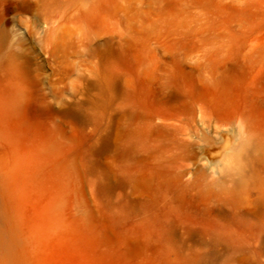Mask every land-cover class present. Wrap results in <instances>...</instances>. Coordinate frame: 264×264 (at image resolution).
<instances>
[{"label": "rangeland", "instance_id": "rangeland-1", "mask_svg": "<svg viewBox=\"0 0 264 264\" xmlns=\"http://www.w3.org/2000/svg\"><path fill=\"white\" fill-rule=\"evenodd\" d=\"M10 232L0 264H264V0H0Z\"/></svg>", "mask_w": 264, "mask_h": 264}, {"label": "bare ground", "instance_id": "bare-ground-1", "mask_svg": "<svg viewBox=\"0 0 264 264\" xmlns=\"http://www.w3.org/2000/svg\"><path fill=\"white\" fill-rule=\"evenodd\" d=\"M240 146H242L241 143H240ZM235 156H236V153H234V157ZM17 240H18V238H17L16 234H14L12 232L8 233L6 239H2V238L0 239V259L6 260V259L11 258L12 254H11L10 250H13V249H10V248L17 243Z\"/></svg>", "mask_w": 264, "mask_h": 264}]
</instances>
